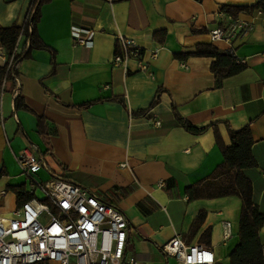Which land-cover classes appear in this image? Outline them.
Wrapping results in <instances>:
<instances>
[{"label": "crops", "instance_id": "1", "mask_svg": "<svg viewBox=\"0 0 264 264\" xmlns=\"http://www.w3.org/2000/svg\"><path fill=\"white\" fill-rule=\"evenodd\" d=\"M256 1L43 3L36 32L47 49L31 50L17 69L24 107L14 109L13 81L4 80L0 86V216L10 217L18 206L10 188L22 186L27 193L15 158L32 145L47 171L91 190L125 216L129 231L124 260L177 264L160 247L178 235L189 245L208 247L215 264H228L237 242L240 199L189 201L184 191L204 181L222 162L212 126L228 146L227 127L240 130L248 125L256 167L244 175L251 183L254 204L264 211V13L238 15L251 26L242 37L231 42L209 39L211 30L229 22L230 16H219L223 7H247ZM31 2L0 0V27L22 26ZM73 28L91 30L92 46H74ZM118 36L142 50L146 72L139 71L134 60L123 67L111 65ZM24 44L20 37L15 53H21ZM200 45L231 52L244 69L216 88L211 58H175ZM153 53L155 58L150 59ZM172 108L194 128L206 130L193 135L177 126ZM130 112H146L151 119L130 117ZM47 171L40 168L34 179H51ZM223 222L230 223L226 240ZM205 233L207 239L202 238ZM258 238L264 247V224Z\"/></svg>", "mask_w": 264, "mask_h": 264}, {"label": "built area", "instance_id": "2", "mask_svg": "<svg viewBox=\"0 0 264 264\" xmlns=\"http://www.w3.org/2000/svg\"><path fill=\"white\" fill-rule=\"evenodd\" d=\"M222 15L225 14L221 11L219 16ZM250 28V24L230 17L226 26L209 32V39L212 43L231 42ZM92 35L89 29L73 28V45L91 47ZM142 56L134 41L118 36L111 65L123 67L128 60H134L138 70L146 72L148 63ZM154 58L155 54H150V59ZM5 61L1 51L0 63ZM154 124L160 126L158 120ZM15 159L31 197L18 205L10 217L0 216V264H135L133 258L124 260L129 225L116 207L61 177L36 181L33 175L41 168V158L32 145L26 146ZM229 236L230 223L223 222L222 237L226 240ZM160 251L177 264H215L208 247L189 245L178 235L163 244Z\"/></svg>", "mask_w": 264, "mask_h": 264}, {"label": "trees", "instance_id": "3", "mask_svg": "<svg viewBox=\"0 0 264 264\" xmlns=\"http://www.w3.org/2000/svg\"><path fill=\"white\" fill-rule=\"evenodd\" d=\"M48 0H32L26 18L22 26L11 25L7 28L0 27V48L6 56L5 63L0 66V86L4 80H11L15 85L14 109L23 108L24 105L19 98L18 65L26 58L31 50L47 49L41 42L36 32L40 14L39 8ZM197 2L201 0H195ZM224 14L235 19L240 13L252 14L254 12L264 13V0H257L253 5L247 7L225 6L221 10ZM20 37H24L25 44L21 53H15V47ZM157 38V34L155 35ZM188 55L194 57L211 58L210 71L214 76L215 87L219 88L223 79L240 73L244 64L238 63L231 52H219L210 45H200L191 54L175 55L178 60H183ZM10 62V63H9ZM173 109V108H172ZM175 124L185 131L198 135L206 128H194L188 122L181 119L172 110ZM130 117H146L151 119L146 112H138ZM38 130H41L42 119H37ZM215 144L222 156V162L218 164L212 173L202 182L185 189L184 193L189 201L196 199H213L226 196H237L241 201L238 220L237 242L228 255V264H263L264 247L261 245L258 233L264 224V211H260L252 200V186L244 175V171L256 167V161L251 153L253 144L249 126L240 130H232L227 127L229 145L225 146L214 126H212ZM41 158V157H40ZM41 169L47 171L46 164L41 158ZM50 178H57L55 174L47 171ZM66 180L65 178H62ZM68 181V180H67ZM172 181L168 183L170 184ZM16 194L17 204L20 205L31 196L24 192L22 186L10 188ZM104 203L112 205L104 200ZM138 208L142 213L145 211L141 204ZM202 238H208L205 233Z\"/></svg>", "mask_w": 264, "mask_h": 264}]
</instances>
